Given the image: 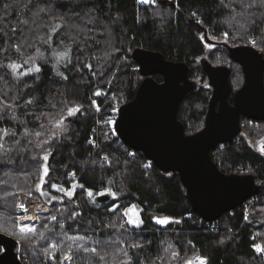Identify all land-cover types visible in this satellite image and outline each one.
Here are the masks:
<instances>
[{
	"label": "trees",
	"instance_id": "1",
	"mask_svg": "<svg viewBox=\"0 0 264 264\" xmlns=\"http://www.w3.org/2000/svg\"><path fill=\"white\" fill-rule=\"evenodd\" d=\"M247 47L264 61L260 0H0V144L8 150L0 149V226L6 229L0 232L17 240L22 263L25 252L29 264H196L197 258L264 264L256 250L264 249V155L239 135L211 150L223 173L245 169L243 175L261 188L250 198L256 211L250 221L245 201L206 222L193 209L179 172L152 162L114 129L118 108L134 98L144 78L136 50L188 65L193 87L177 119L191 134L203 127L212 91L203 61L232 64L226 65L231 102L243 83L231 51ZM13 62L20 66L16 72L8 67ZM33 67L39 72L28 71ZM240 123L255 138L250 127L264 121L242 117ZM88 191L95 194L92 200ZM18 192L50 209L34 231L22 232L17 224ZM105 193L109 201H95ZM133 206L139 227L127 222ZM164 217L167 224L157 222ZM83 248H96L99 255ZM65 255L72 257L68 263Z\"/></svg>",
	"mask_w": 264,
	"mask_h": 264
},
{
	"label": "water",
	"instance_id": "2",
	"mask_svg": "<svg viewBox=\"0 0 264 264\" xmlns=\"http://www.w3.org/2000/svg\"><path fill=\"white\" fill-rule=\"evenodd\" d=\"M231 57L242 68V86L229 103V68L204 61L202 67L212 86V94L203 127L186 134L177 119V111L181 100L193 87L188 81V65L167 60L156 51L136 50L133 58L144 78L134 98L118 108L114 120L116 133L126 143L142 151L152 162L179 172L193 209L206 222L215 221L239 207L261 188L251 175L223 173L211 158L213 148L233 142L240 133L241 116L264 121L262 54L251 47L235 48ZM154 74H160L162 81L157 82ZM183 81L186 86L181 93L180 82ZM110 199L111 194L105 193L95 201ZM0 249V264H23L15 238L0 232Z\"/></svg>",
	"mask_w": 264,
	"mask_h": 264
},
{
	"label": "rangeland",
	"instance_id": "3",
	"mask_svg": "<svg viewBox=\"0 0 264 264\" xmlns=\"http://www.w3.org/2000/svg\"><path fill=\"white\" fill-rule=\"evenodd\" d=\"M143 2V0H141ZM225 66L227 65L228 67L230 66L231 68V63L228 61V60H223L222 61V64H219V65H224ZM251 129H254L256 131V136L255 138H251V137H248V135L246 134V132L244 130L241 129V132L238 134L239 136H241L243 139L245 138V140L247 141V143L249 144V146L254 149L255 151H257L258 153L264 155V151H262V146H264V124H258V125H255L254 126H251L250 127ZM237 135V136H238ZM243 169V168H242ZM241 173L245 174V169L241 170ZM258 183V182H257ZM259 184V183H258ZM260 185V184H259ZM92 192V191H91ZM69 193H72V191H69ZM95 194L92 192V195L90 196L89 195V191L87 192V197L89 200H92V197L94 196ZM37 198V197H36ZM252 198V197H251ZM45 204V203H44ZM254 200H250L249 202L246 203V205L243 207L244 208V215L246 217V221H250L251 220V217L250 215H254L256 213L255 209H254ZM250 205H252V207H250ZM49 211L50 209L47 210L46 212V215L49 214ZM126 216H127V222L129 223V220H140V217H139V210L138 208L136 209V207H130L126 210ZM19 217V216H18ZM38 218L39 216L37 217V219L35 220L34 224H30V225H27V226H20V227H23V229H33L38 221ZM131 224V223H129ZM226 230H230V229H226ZM259 246L256 247V250ZM262 253L264 254V251H262ZM70 261V259H64L63 262L65 263H68ZM199 260L197 258V260L195 261L196 264H198Z\"/></svg>",
	"mask_w": 264,
	"mask_h": 264
},
{
	"label": "snow or ice",
	"instance_id": "4",
	"mask_svg": "<svg viewBox=\"0 0 264 264\" xmlns=\"http://www.w3.org/2000/svg\"><path fill=\"white\" fill-rule=\"evenodd\" d=\"M143 2H148V0H143ZM260 3H261L262 5H264V0H260ZM253 6H255V5H254V4H250V5H248V7H253ZM5 7H7V5H5ZM40 11H41V12H50L51 9H48V8H41ZM77 15H78V14H77ZM252 23H255V21H253ZM59 27H62V25H59V24H58V25H55V27L53 28V30L55 31V29H56V28H59ZM13 31H15V30L13 29ZM252 43H253V45L255 46L256 41L253 40ZM14 46H15V48L17 49V51L20 50V47H21L20 44H16V45H14ZM25 63H27V61H25ZM8 67H10V68L13 70V72H16L17 69H18L20 66H18L17 64H15V63L13 62V63L9 64ZM39 70H40L39 67H33V68L28 69L29 72H33V71H35V72H39ZM26 74H27V73H20V75H26ZM65 79H66V77H65ZM96 95H100V93L97 92ZM29 103H31V101H29ZM78 111H79V108H78V107L75 108V109H69V115H74L75 112H78ZM5 134H7V133H5ZM13 135H14V133H13ZM0 138H2V137H0ZM0 149H3L5 152L8 151L7 149H4L3 144H0ZM261 150L264 151V146H262V149H261ZM43 160H44L45 162H47V160H48V154H46V155L43 156ZM43 171H44V174L47 175V173H48V167H47V164H46V163H45V165L43 166ZM52 186H53V187H56V185H52ZM89 195H90V196L92 195V192H91V191H89ZM113 195H114V194H113ZM20 207H21L22 209H24V205L21 204ZM24 210L26 211L27 209H24ZM126 214H127V213H126ZM53 219H55V217H53ZM169 219H170V218H168V217L157 218V222H158V223H161V224H167V223L169 222ZM129 223H131V224H133V225L139 227V225L142 223V221H140V220H129ZM3 230H6V229H4L3 226H0V231H3ZM24 230H25V229L21 228V231H22V232H23ZM27 231H34V229L29 228V229H27ZM43 238H44V237H43V234H41V239H43ZM222 243H223V241H222ZM136 246H138V245H133V247H136ZM52 247H55V245H52ZM83 251H84V252H91V253H93V254H97V255H99V254L97 253V249H96V248H91V249L83 248ZM257 251H264V249L258 247V248H257ZM174 255H175V254H174ZM99 258H100L101 260H103V259H104V256H99ZM64 259H72V257L69 256V255H65V256H64ZM189 264H191V262H189ZM198 264H207V259H206V258H200Z\"/></svg>",
	"mask_w": 264,
	"mask_h": 264
},
{
	"label": "built area",
	"instance_id": "5",
	"mask_svg": "<svg viewBox=\"0 0 264 264\" xmlns=\"http://www.w3.org/2000/svg\"><path fill=\"white\" fill-rule=\"evenodd\" d=\"M17 202H16V210L19 213V217L17 218V223L21 226H27L30 224H34L36 218L40 214H44L49 209L48 205L41 202L38 198L28 195L26 193L18 192L16 194ZM246 201H250V198ZM24 205V209L20 207V205ZM36 215V218L33 217ZM214 222V221H212ZM21 257L24 262H28V258L25 252L21 253Z\"/></svg>",
	"mask_w": 264,
	"mask_h": 264
},
{
	"label": "flooded vegetation",
	"instance_id": "6",
	"mask_svg": "<svg viewBox=\"0 0 264 264\" xmlns=\"http://www.w3.org/2000/svg\"><path fill=\"white\" fill-rule=\"evenodd\" d=\"M204 62V61H203ZM217 65H219V64H216L215 66H217ZM157 75H160V74H157ZM161 78H162V76H161ZM161 81H162V79H161ZM160 81V82H161ZM188 81H189V79H188ZM192 82V81H191ZM193 83V82H192ZM180 85H182V89H181V93L182 92H184L185 91V86H186V84L184 83V81L183 82H180ZM209 86L211 87V90H212V86H211V84L209 83ZM192 90V89H191ZM190 89H189V91H191ZM189 93V92H188ZM211 94H212V91H211ZM228 96H229V94H228ZM210 97H211V95H210ZM232 98H233V96H232ZM210 99V98H209ZM229 101V100H228ZM229 103H232V101L231 102H229ZM208 104H209V100H208ZM218 107V102L216 103V105H215V108H217ZM207 108H208V106H207ZM207 111V110H206ZM243 116H241L240 117V119L242 118ZM246 118V117H245ZM244 123V122H243ZM241 124V123H240ZM241 129H242V125H241ZM241 132V131H240Z\"/></svg>",
	"mask_w": 264,
	"mask_h": 264
},
{
	"label": "bare ground",
	"instance_id": "7",
	"mask_svg": "<svg viewBox=\"0 0 264 264\" xmlns=\"http://www.w3.org/2000/svg\"><path fill=\"white\" fill-rule=\"evenodd\" d=\"M217 66H220V65H217ZM225 66V65H224ZM243 84V83H242ZM242 86V85H241ZM99 196V195H98ZM44 214H46V213H44ZM44 214H40V215H44ZM40 215H38V216H40ZM37 216V217H38ZM36 218V215L33 217V219H35ZM37 219V218H36ZM1 251V250H0Z\"/></svg>",
	"mask_w": 264,
	"mask_h": 264
}]
</instances>
